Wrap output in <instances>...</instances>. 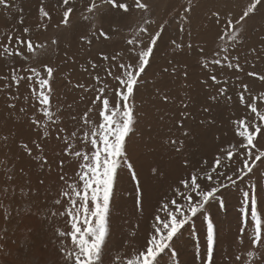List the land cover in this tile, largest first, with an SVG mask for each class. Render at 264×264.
<instances>
[{
  "label": "snow or ice",
  "instance_id": "snow-or-ice-1",
  "mask_svg": "<svg viewBox=\"0 0 264 264\" xmlns=\"http://www.w3.org/2000/svg\"><path fill=\"white\" fill-rule=\"evenodd\" d=\"M69 5L70 0H62L64 10L61 22L65 26L69 24L70 15L74 11ZM0 7L10 10L9 0H0ZM133 8L142 13L150 11V6L143 0H133L132 3L129 0H99V3L90 0L86 12L97 16L124 17L132 13ZM261 8H264V0H251L238 16L229 13L222 19L218 11L212 13L220 29L217 32L220 43L211 54L205 53L203 47L198 50L197 63L202 72L199 80L202 90L198 98L187 94L178 98L170 91L156 88V95L164 103L175 104L179 99V107L185 110L195 100L200 112L206 117L200 120L201 125L214 124L212 112L220 106L221 99L233 101V95L237 98L235 107L242 108L245 114L231 121L235 142L219 147L211 163L207 159L195 164H190L189 159L184 160L183 167L188 171L171 178L155 201L142 242L127 247L123 243L115 245V254L109 247L110 216L117 180L122 170H128L135 184L137 210L141 213L144 210L145 192L130 162L129 142L141 119L137 97L147 87L146 69L155 60V52L159 43L163 42L167 22L159 24L158 30L153 33L150 29L155 21L143 20V26H139L133 38L126 41L124 53L102 55L101 61L109 62L107 68L102 67L101 62H89L87 67L82 68L94 82L87 86L84 83L74 85L85 92L94 93L91 106L82 114L66 112L59 104H54L52 85L56 70L52 66L45 64L42 70L15 66L17 58L28 61L30 54L44 47L24 38L30 33L28 27H23V35L8 34V42L0 43V61L3 62L0 66L8 65L9 59L12 60L9 73L0 74V82L3 83L0 94L7 93V107L22 114L32 130V136L28 140L21 137L19 143L16 140L10 141V134L0 135V155H4L0 168L14 164L3 151L5 147L11 150L10 145H16L17 153L30 158L31 164L41 167L47 165V155L42 145L47 144L53 130L55 139L61 141L60 151L63 156L78 162L72 176H66L63 172L65 161L60 160L58 198L54 202V207L60 211L48 214L53 218L59 215L66 224L65 229L54 230L55 237L60 241L56 249L60 258L58 264H167L166 258L178 256V242L185 232L191 235L198 231L197 221L204 230L206 248L201 255L197 244L196 256L202 264H214L216 225L212 209L225 208L230 196H235L239 202L240 227L235 264H264V199L261 198L264 192V183H261L264 180V71L258 67L259 62H264V38L260 48L251 46L244 53L234 54L243 44L240 33L244 31V22ZM191 10L189 5L184 8V13ZM18 11L22 12L23 9ZM39 13L42 18L51 19L42 3ZM91 18L82 15L85 21ZM188 20L189 17L180 14L179 33L185 31L184 25ZM17 23H24L22 15ZM12 31L19 32L21 29L14 28ZM98 35L104 39L109 38L108 33L102 29ZM81 40L92 43L86 36H82ZM170 45L173 52H182L185 47L176 38H171ZM186 47L192 49L193 46L187 44ZM162 71L174 80L181 74L178 66H172L171 70L165 67ZM182 75L188 78L187 67ZM231 76H235L234 84L230 80ZM257 81L261 85L259 88L253 86ZM22 82L26 84L29 96L24 97L27 106L17 109L16 102L21 99L19 89ZM13 88L16 89L14 93L11 91ZM68 107L71 108V105ZM189 115L188 111H180L182 119L176 121L175 126L183 131L177 135L170 129L171 135L164 141L178 155H183L186 140L192 135L184 123ZM150 171L156 178L168 175L158 165ZM27 175L23 167L0 171V213L5 224L12 222L14 213L25 214L22 207L24 203L33 204L36 194L32 192L29 183L20 180ZM39 183L43 185L44 181L40 180ZM242 184L244 188H241ZM33 206L39 210L38 206ZM30 233L31 229H26L21 234L25 243ZM6 238L7 228L3 229L0 240ZM4 254L6 245L0 244V255ZM5 264L11 262L6 260ZM25 264H35V261H26Z\"/></svg>",
  "mask_w": 264,
  "mask_h": 264
},
{
  "label": "rangeland",
  "instance_id": "rangeland-1",
  "mask_svg": "<svg viewBox=\"0 0 264 264\" xmlns=\"http://www.w3.org/2000/svg\"><path fill=\"white\" fill-rule=\"evenodd\" d=\"M89 2L90 0H70L69 6L73 7L74 11L70 15L69 24L65 26L61 22L64 10L62 0H9L10 10L0 7V43L8 42V34L23 35V27H28L30 33L24 38L31 39L34 44L44 45V47L37 48L35 53L30 54L28 61L17 58L15 66L37 67L40 70L45 64L52 66L56 70L52 85L55 92L54 104H59L66 112L82 114L91 106L94 98L93 92H85L83 89L74 87L77 83H84L86 86L94 83L82 68L87 67L89 62H101L102 67L107 68L109 62L101 61L102 55L124 53L126 41L133 38L139 26H143V20L155 21L150 29L153 33L158 30L159 24L167 22L163 42L159 43V48L155 52V60L151 67L146 69L147 87L142 89L137 97L136 103L141 112V119L137 131L129 142L130 162L145 192L144 210L143 213L137 210L135 184L128 170H122L117 180L110 216L109 247L115 254V245L123 243L127 247L129 244L142 242L150 224L152 206L155 201L171 178L188 171L183 167L185 159H189L190 164L204 159L211 163L219 147L235 142L234 126L231 121L245 114L242 108L235 107L237 101L235 95H233V101L221 99L220 106L211 115V118L215 120L214 124L201 125L200 120L206 117L200 112L199 104L195 100L185 110L179 107V99L175 104L164 103L156 95V88L170 91L178 98H183L186 94L198 98L202 90L199 83L202 72L197 63L198 50L203 47L205 53L211 54L217 50L220 43L217 39V32L220 29L212 13L218 11L222 19L229 13L235 17L242 13L243 8L251 0H143L150 6L149 12L142 13L133 8L132 13L124 17L89 14L86 12V5ZM129 2L132 3L133 0ZM41 3L50 13L51 19L40 16ZM189 5L191 12L184 13V8ZM18 9H23V11L20 12ZM6 11L9 12L8 15L5 14ZM182 13L189 17V20L185 22V31L179 33V16ZM21 15L24 17V23L18 24L17 20ZM82 15L92 18L85 21ZM173 17L176 19L173 20ZM14 28L21 29V31L13 32ZM101 29L108 33V39L98 35ZM93 33L97 34L93 35ZM82 36L91 39L92 43L82 41ZM171 38H176L178 43L185 46L182 52H173L170 45ZM240 38L243 44L236 49L234 54L244 53L251 46L261 47L260 42L264 38V8L246 19ZM145 42L147 43V38ZM187 44H191L192 49H188ZM170 61L171 64H169ZM2 63L0 61V64ZM11 65L12 60L9 59L8 65L0 66V74H8ZM172 66H178L181 69L179 78L175 80L162 71L165 67L171 70ZM185 67L189 73L187 79L182 75ZM258 67L264 71V62H259ZM230 80L234 84L235 76H231ZM2 86L3 83L0 82V87ZM253 86L259 88L261 85L257 81ZM11 91L14 93L16 89L13 88ZM19 93L21 99L16 102L17 109L27 106L24 97L29 96V92L23 82ZM6 97L7 93L0 94V135L10 134V141L16 140L17 143L21 137L28 140L32 136L28 121L17 110L7 107ZM69 105L71 108L68 107ZM180 111L190 113L184 123L185 128L192 133L186 140V150L183 155L170 150L164 143L171 135L170 129L177 135L183 131L175 126V122L182 119ZM42 146L45 147L48 160V164L43 167L31 164L30 158L18 154L16 145H10L11 150L9 147L3 149L14 164L9 165L8 168H0V171H9L11 167L17 169L23 167L28 175L21 177L20 180L29 183L32 192L36 195L33 198V204L24 203L22 205L25 214L16 215L14 213L10 224L4 223L3 215L0 213V235H3V229L7 228L6 240H0V244L6 245V254L0 255V264H5L6 260L11 264H25L26 261H35V264H58L60 259L56 252L60 241L55 237L54 230L65 229L66 224L64 218L59 215L53 218L48 214L60 211L58 207H54L55 199L58 198L60 160L65 161L63 172L66 176H72L78 162L63 156L60 151L61 141L55 139L54 130L47 144ZM3 160L4 155H0V161ZM5 163L8 162L5 161ZM157 165L168 175L153 177L150 170ZM40 180L44 181L43 185L39 183ZM261 183H264V180ZM241 188H244L243 184ZM261 198L264 199V192L261 193ZM33 205L38 206L39 210ZM212 213L216 225L214 264H235L234 255L238 254L236 242L240 227L238 199L230 196L225 208L213 207ZM196 228L198 231L191 235L185 232L178 242V256L172 259L166 258L167 264H174V261L175 264H202L201 259L196 256V251L198 244L201 255L204 254L205 233L199 221H197ZM26 229H31L27 243L21 238V234ZM248 232H251L250 228Z\"/></svg>",
  "mask_w": 264,
  "mask_h": 264
}]
</instances>
